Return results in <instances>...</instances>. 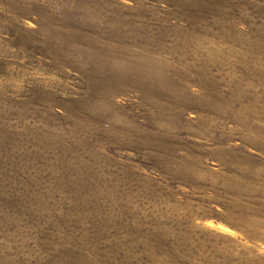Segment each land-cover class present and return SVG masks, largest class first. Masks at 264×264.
Instances as JSON below:
<instances>
[{"label": "rangeland", "instance_id": "1", "mask_svg": "<svg viewBox=\"0 0 264 264\" xmlns=\"http://www.w3.org/2000/svg\"><path fill=\"white\" fill-rule=\"evenodd\" d=\"M0 264H264V0H0Z\"/></svg>", "mask_w": 264, "mask_h": 264}]
</instances>
